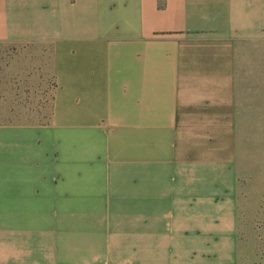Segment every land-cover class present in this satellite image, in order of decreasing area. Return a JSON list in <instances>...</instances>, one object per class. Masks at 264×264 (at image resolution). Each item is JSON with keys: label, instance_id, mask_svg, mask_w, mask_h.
I'll use <instances>...</instances> for the list:
<instances>
[{"label": "crops", "instance_id": "1", "mask_svg": "<svg viewBox=\"0 0 264 264\" xmlns=\"http://www.w3.org/2000/svg\"><path fill=\"white\" fill-rule=\"evenodd\" d=\"M262 212L264 0H0V264H234Z\"/></svg>", "mask_w": 264, "mask_h": 264}, {"label": "rangeland", "instance_id": "2", "mask_svg": "<svg viewBox=\"0 0 264 264\" xmlns=\"http://www.w3.org/2000/svg\"><path fill=\"white\" fill-rule=\"evenodd\" d=\"M53 56H44L42 78L44 83V123L50 112L51 91L55 83H59L55 76L65 75L66 70H57ZM70 70L73 83H99L98 70H92L88 65L86 56L73 57ZM60 71V72H59ZM27 83H30L29 81ZM67 83V81H66ZM48 93L49 95H47ZM238 248L234 264H264V212L252 218L249 229L239 233Z\"/></svg>", "mask_w": 264, "mask_h": 264}]
</instances>
